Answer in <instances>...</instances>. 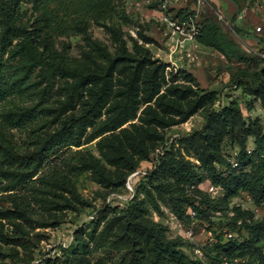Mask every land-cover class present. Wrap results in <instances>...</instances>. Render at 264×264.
I'll return each instance as SVG.
<instances>
[{
	"label": "rangeland",
	"instance_id": "obj_1",
	"mask_svg": "<svg viewBox=\"0 0 264 264\" xmlns=\"http://www.w3.org/2000/svg\"><path fill=\"white\" fill-rule=\"evenodd\" d=\"M106 6L74 23L36 0H0V264H132L149 250L134 221L165 227L195 261L247 236L231 212L207 220L183 203L180 217L170 195L222 198L218 158L234 167L242 140L254 152L255 121L264 135V0ZM206 24L220 28L222 51L192 37ZM188 166L198 187L182 181ZM236 206L264 217L247 193Z\"/></svg>",
	"mask_w": 264,
	"mask_h": 264
},
{
	"label": "trees",
	"instance_id": "obj_2",
	"mask_svg": "<svg viewBox=\"0 0 264 264\" xmlns=\"http://www.w3.org/2000/svg\"><path fill=\"white\" fill-rule=\"evenodd\" d=\"M36 4L39 9L49 15L55 11L63 12L67 16V21H70L71 18L74 19V23H82L92 16L101 15L107 8V0H36ZM52 6H54L53 9ZM221 34V30L216 24H206L201 26L196 40L203 46L222 51L220 46ZM240 85L243 86L244 84L241 83ZM233 110L225 108L220 114H216V117L224 120L232 115ZM254 129L249 132V136L255 138L256 150L249 152L246 142L242 140L240 142L242 150L239 167L234 168L232 164L219 157L218 163L226 171L218 173L215 169L212 170L211 180L214 185L222 187L224 191L222 198L212 199L199 189L196 190L197 197L191 200L185 199L186 194L178 197L175 193L170 195L176 213L180 217L186 218V212L183 211L181 206L183 203L188 204L196 213L205 214L202 219L207 220L209 218L206 215L209 216L210 212H231L233 213V223L235 226L240 224V228L246 232L247 236L242 240L230 239L227 242H222V239H220L214 246L216 255L211 256L209 262L204 260L195 261L186 256L183 250L180 249L181 243L179 240L166 238L167 229L165 227L160 225L150 227L134 221L130 225L134 227L136 236L142 239L149 250L143 259L135 257L132 264H220V256L228 261L241 259L243 260L242 264H264V217L256 218L254 212L245 210L241 206L230 208L231 200L239 197L242 193L249 194L257 206L264 205V135L256 121ZM187 140L193 143L197 141L194 137ZM31 158L38 161L42 160L41 156ZM256 162L257 164H255ZM249 167H251L250 170H248ZM183 174L185 178L182 181L192 183L195 187H198L203 181L202 178H198L191 166L185 168ZM157 189L160 191V188ZM160 194L162 193L160 192ZM134 242L135 240L129 237L124 242L121 240L115 242L111 247L120 251L128 244H134ZM75 256L74 260H71V264H105L102 261L93 263L86 258ZM113 264H122V261Z\"/></svg>",
	"mask_w": 264,
	"mask_h": 264
},
{
	"label": "built area",
	"instance_id": "obj_3",
	"mask_svg": "<svg viewBox=\"0 0 264 264\" xmlns=\"http://www.w3.org/2000/svg\"><path fill=\"white\" fill-rule=\"evenodd\" d=\"M190 23H191V24L194 23V19H193V18L190 19ZM171 24H172V26L174 27V29H175L177 32H180V33L186 35L185 27H184L183 24H180L179 22H174V23H171ZM257 31H258L259 33H263V27H258V28H257ZM196 34H198V33H196V32L193 31V33H192V37L195 36ZM190 36H191V34H190ZM234 167H235V168H236V167H239V163H238V162H235V163H234ZM220 264H230V262H229L228 260H225V261H223V262L220 263Z\"/></svg>",
	"mask_w": 264,
	"mask_h": 264
}]
</instances>
